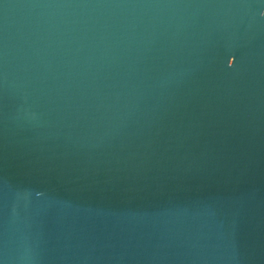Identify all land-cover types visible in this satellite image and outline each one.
<instances>
[{"label": "water", "instance_id": "obj_1", "mask_svg": "<svg viewBox=\"0 0 264 264\" xmlns=\"http://www.w3.org/2000/svg\"><path fill=\"white\" fill-rule=\"evenodd\" d=\"M0 264H264V0H0Z\"/></svg>", "mask_w": 264, "mask_h": 264}]
</instances>
